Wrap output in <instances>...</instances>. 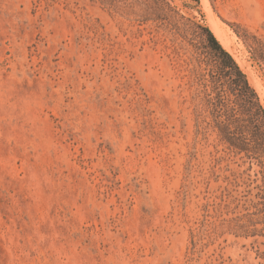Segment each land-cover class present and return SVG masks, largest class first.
Segmentation results:
<instances>
[{"label": "rangeland", "instance_id": "rangeland-1", "mask_svg": "<svg viewBox=\"0 0 264 264\" xmlns=\"http://www.w3.org/2000/svg\"><path fill=\"white\" fill-rule=\"evenodd\" d=\"M201 28L264 108V0H0V264H264V157L202 103Z\"/></svg>", "mask_w": 264, "mask_h": 264}, {"label": "trees", "instance_id": "trees-1", "mask_svg": "<svg viewBox=\"0 0 264 264\" xmlns=\"http://www.w3.org/2000/svg\"><path fill=\"white\" fill-rule=\"evenodd\" d=\"M213 63L199 94L222 139L247 156L264 157V108L247 75L208 28H201Z\"/></svg>", "mask_w": 264, "mask_h": 264}, {"label": "bare ground", "instance_id": "bare-ground-1", "mask_svg": "<svg viewBox=\"0 0 264 264\" xmlns=\"http://www.w3.org/2000/svg\"><path fill=\"white\" fill-rule=\"evenodd\" d=\"M211 18V17H210ZM213 21V28L215 33L217 34V36L219 37V39L226 43L228 45V47H230V40L227 38V35L221 30L220 25L215 23V21L213 19H211ZM235 58L238 60V62L240 63V65L244 68L245 67V63L242 59L238 58L235 56ZM250 80L252 83L256 84V87L258 89V91L261 93L262 98L264 99V92L262 91L260 85L254 81L252 76H249ZM264 103V102H263Z\"/></svg>", "mask_w": 264, "mask_h": 264}]
</instances>
